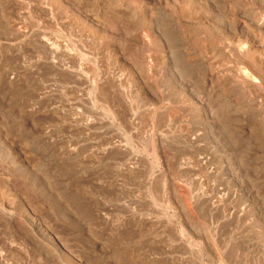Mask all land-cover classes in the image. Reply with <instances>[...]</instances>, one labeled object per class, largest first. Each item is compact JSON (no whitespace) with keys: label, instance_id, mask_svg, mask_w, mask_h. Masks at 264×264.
<instances>
[{"label":"rangeland","instance_id":"rangeland-1","mask_svg":"<svg viewBox=\"0 0 264 264\" xmlns=\"http://www.w3.org/2000/svg\"><path fill=\"white\" fill-rule=\"evenodd\" d=\"M262 6L0 0V264H264Z\"/></svg>","mask_w":264,"mask_h":264},{"label":"bare ground","instance_id":"bare-ground-1","mask_svg":"<svg viewBox=\"0 0 264 264\" xmlns=\"http://www.w3.org/2000/svg\"><path fill=\"white\" fill-rule=\"evenodd\" d=\"M262 1H263V6H262V10H261V11H262L263 13H262L261 15L263 16V14H264V0H262ZM260 7H261V6H260ZM195 8H196V7H195ZM260 9H261V8H260ZM262 16H261V17H262ZM263 17H264V16H263ZM262 21H263V22H262ZM262 21H261V22H262L261 24H263V26H264V19H263ZM256 29H257V28H256ZM260 29H261V28H259V30H260ZM248 36H249V35H248ZM251 36H252V35H251ZM251 36H250V37H251ZM256 37H258V36H256ZM253 38H254V36H253ZM256 39H257V38H256ZM253 40H254V39H253ZM259 40H260V39H259ZM141 41H142V40H139V44H141ZM251 41H252V40H251ZM142 42H143V41H142ZM257 42H259V41H257ZM143 44H144V43H143ZM260 46H261V45H260ZM68 47H70V50H71L72 47H71V46H68ZM68 47H67V48H68ZM235 47H236V46H235ZM240 49H241V48H240ZM246 49H247V50H246V52H244V56H248V57H249L250 59H252V60H251L250 63H245V68H246V70L249 69V70H252V71H253V74H251V75H254V76H255V77H254L255 80H254V79H253V80L256 81V83L260 84L259 87L262 88V87L264 86V76H263L262 73L260 74V72L256 71V68H260V64H259L258 60H257L256 58H254V53H255V52H254V45L250 44L249 47L246 48ZM259 49H260V48H259ZM66 50H67V49H66ZM66 50H65V51H66ZM70 50H68L67 52H69ZM263 50H264V49H263ZM71 51H72V50H71ZM71 51H70V52H71ZM74 51H75V50H74ZM72 52H73V51H72ZM71 54H72V53H71ZM71 54H70V55H71ZM64 55H65V53H64ZM70 55H68V56H70ZM82 55H83V54H82ZM66 56H67V54H66ZM70 57H71V56H70ZM78 57H79V56H78ZM62 58H63V57H62ZM259 58H260V57H259ZM69 59L71 60V58H69ZM75 60H76V59H75ZM75 60L73 59V62H72L73 65H76V63H77ZM64 61H65V59H64ZM66 61H67V60H66ZM78 61H79V60H78ZM238 61H239V60H238ZM67 62H68V61H67ZM67 62H66V64H68ZM246 62H247V61H246ZM79 63H80V61H79ZM66 64H65V65H66ZM68 65H69V64H68ZM71 66H72V65H71ZM78 66H80V64H79ZM64 67H65V66H64ZM67 67H68V66H67ZM74 67H76V66H74ZM74 67L72 66V67L66 69V71H65V69H64L63 71L65 72V74H67V73H68V75L70 74L69 76L72 75V77H73V76H77V75H81V74L84 73V72H83V73L80 72V71H82L81 68L78 70V69H77L78 67H76V68H74ZM54 68L57 69L58 67H57L56 65H54ZM62 68H63V67H62ZM76 69H77V70H76ZM236 71H237V70H236ZM252 71H251V72H252ZM246 72H247V71H246ZM249 72H250V71H249ZM249 72H248V73H249ZM237 73H238V72H237ZM246 74H247V73H246ZM249 75H250V74H249ZM249 75H248V78H249ZM251 75H250V77H251ZM214 77H215V76H214ZM246 77H247V75H246ZM69 79H71V78H69ZM74 79H75V78H74ZM71 80H72V79H71ZM78 80H79V79H78ZM251 81H252V80H251ZM75 82H77V81H75ZM80 82H82V81H79L78 83H80ZM95 82H96V81H95ZM99 83H100V82H99ZM78 85H79V84H78ZM245 85H247V84H245ZM101 86H102V85H101ZM94 87H95V88H93V89H94V92H95V93L99 94L98 91L101 92V93L103 92V91H101L102 88H101V89H100V87L98 88V85H97V87L94 85ZM104 88H105V85H104ZM104 88H103V89H104ZM108 88H109V86H108ZM110 90H112V89H110ZM250 90H251V89H250ZM105 91H106V90H105ZM252 91H253V90H252ZM256 91H257V92H260L259 89H256ZM92 92H93V91H92ZM112 92H113V91H112ZM262 92H263V91H262ZM95 93H94V94H95ZM103 93H104V92H103ZM108 93H109V92H108ZM112 94H113V93H112ZM99 95H101V94H99ZM103 95H106V94L104 93V94H102V96H103ZM93 96H94V95H93ZM102 96H100V97H102ZM96 97H97V96H96ZM107 97H108V96H107ZM107 97H106V102H107ZM102 99H103V98H102ZM112 99H113V98H112ZM100 102H101V101H100ZM100 104H101V103H100ZM103 106H104V105H103ZM114 106H115V105H114ZM110 108H111V107H110ZM110 108H109V109H110ZM105 109H106V108H105ZM110 110H111V109H110ZM111 111H112V110H111ZM115 111H116V110H115ZM108 112H109V111H108ZM114 113L117 115L116 112H114ZM115 114H114V115H115ZM119 115H120V114H119ZM112 116H113V115H112ZM71 118H72V117H71ZM115 118H116V117H115ZM76 119H77V118H76ZM114 121H115V120H114ZM74 123H76V122H74ZM79 123H80V122H79ZM153 140H154V139H153ZM152 142H153V146H152V147H153V152L155 151V152H154V154H155V153L158 151V150H157L158 147L156 146V142H155V141H152ZM159 142H160V141H158V143H159ZM160 143H161V142H160ZM109 145H110V144H109ZM119 145H120V146H119ZM159 145H160V144H159ZM162 147H163V146H162ZM125 148H126V147H125ZM127 148H128V147H127ZM107 150H109V151H111V152H114V153H115V152H118V153H119V152H124V153L126 154L127 157L131 156V154L129 153V150L124 149V147H122L121 144H118V146H112L111 148H108ZM124 153H122V154H124ZM157 154H158V153H157ZM124 156H125V155H124ZM132 156H133V155H132ZM156 158H157V157H156ZM202 164H203V163H202ZM128 169H129V168H128ZM131 172H132V170L129 169V173H131ZM127 173H128V172H127ZM199 197H200V196H199ZM203 197L205 198V196H203ZM208 197H209V196H208ZM208 197L206 196L207 199H208ZM210 197H211V196H210ZM210 197H209V198H210ZM222 199H223V198H222ZM201 200H202V199H201ZM213 201H214V200H213ZM223 201H224V200H223ZM206 202H207L208 204H211V206H213L214 209H215V202H214V204H213V203H210V202H211L210 199H208ZM219 203H220V202H219ZM221 203H222V202H221ZM217 206H218V205H216V208H217ZM220 206H222V205H220ZM220 206H219V207H220ZM222 210H223V209H222ZM218 211H219V210H218ZM241 214H242V213H241ZM237 217H238V216H237Z\"/></svg>","mask_w":264,"mask_h":264}]
</instances>
